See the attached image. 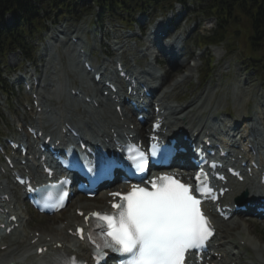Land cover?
<instances>
[{
	"label": "rangeland",
	"instance_id": "obj_1",
	"mask_svg": "<svg viewBox=\"0 0 264 264\" xmlns=\"http://www.w3.org/2000/svg\"><path fill=\"white\" fill-rule=\"evenodd\" d=\"M173 13H179L176 15V17H178L176 21L179 20V15L185 17V21H182L179 25L177 40L181 43L188 39L187 44L183 43V46L187 53L185 59L187 58L190 63L187 64V68L179 69L177 67L173 68L171 72L175 74V79H181V77L184 76L183 73L191 74L189 81L175 91V96L181 98V101L183 100L181 102L183 105L190 103L194 97L199 98H197L196 101L198 105H202V109L191 113L194 119L199 118L203 121L205 118H209V116L215 115V117H218L217 115H220V119L225 118L229 120L232 116V118L242 122L243 116L247 115L252 109L251 106H255L258 103L257 99L260 97L264 99V90L262 84L259 82V75L248 65L245 59L247 52L244 51L243 46L240 44L233 46L231 42L220 48H200V37L211 33L208 32L215 28V21H205L192 5H188L186 10L181 6H176L174 12L166 16L162 15V13L155 12L154 8L148 9L147 13H142L148 16L142 17L139 21V26L133 29V33L138 34L136 29H140L142 24L145 25L144 27L146 28L145 35L142 38L143 46H139L141 50H144L139 53L140 56L141 54L147 53L150 55V51H146L148 47H150L149 43L145 41L147 39L146 33H148L150 27L160 22H163V24L166 23L170 20ZM79 14H81L82 17L86 16L84 11L79 12ZM96 16L97 12L92 11L89 16L84 17L81 21L77 20V18L69 17L60 18L58 21L55 20L56 23L60 22L61 24L59 26L58 24L56 25L54 33H51L50 37H53L55 34L60 35L59 32L63 30V26H66L68 30L64 31L79 35L82 40L88 44L89 52L93 55L96 64L100 65L110 58V56L107 57L110 50L107 45H111V43L114 42H121L129 48L125 60L130 63L129 60L132 56L130 53L132 50L131 47L133 48L136 42H134L133 39L128 40L126 38L130 32L124 30L126 27H124L125 25L123 24L125 23H119L118 20H104L105 24L100 26L99 30L101 20L93 21L96 19ZM39 43L40 44H36V54L31 58L32 61H37L38 65L41 64L48 68L52 67V76L58 80L57 89L50 91L48 93L49 95H46L52 98L51 104L53 106L55 105L57 108L60 106L62 108L65 103L76 104L75 101L69 97V88H85L87 92H91L92 82L81 72L78 59L70 47L65 46L59 48L54 41L51 39L47 40V37L44 39V42ZM94 45L96 49L92 50L91 48L92 46L94 47ZM42 55H45V58H42ZM196 55L202 57L201 62L195 60ZM154 56L161 59L162 55L160 52L157 53L155 51ZM114 59L115 58H110V60ZM162 59L166 60V58ZM26 62L27 61H25L18 52L12 54L8 58V64L12 70L17 71V76L31 69ZM150 62H153V57L146 58V63L148 64ZM209 63H211L210 68L208 66ZM195 64H199V72L208 71L210 73L211 77L207 82L200 79L197 71H194L192 66ZM164 67L165 66H161L162 69H165ZM111 68L113 69V65H111ZM82 83L84 84L83 86ZM174 85L175 81L170 84L172 87H174ZM166 86L170 88L168 84ZM21 101L30 102V100L22 94H16L8 109L6 98L0 93V119H6L10 115L12 117L18 115L21 118V110L18 107ZM79 108H81V106H79ZM83 111L84 110H79V113L83 114ZM3 112L4 118L1 117ZM5 123L10 126L6 120ZM0 133H2L1 130ZM81 200L83 201V199ZM17 207L21 210L24 209L22 200H17ZM61 221L59 217L49 218L35 216L30 222L26 223L27 231H39L44 234H49L56 230L59 231V228H61ZM236 222L238 225L233 224V226H235V228L237 227V229L233 231L234 236L229 239L230 243L232 246H235L238 237L245 238L249 242V251L246 248L240 251L235 250V253L243 255L242 264H264V226L259 225L256 221L253 223L249 222L248 218L245 216L237 218ZM247 251L252 254V258L247 256Z\"/></svg>",
	"mask_w": 264,
	"mask_h": 264
},
{
	"label": "snow or ice",
	"instance_id": "obj_2",
	"mask_svg": "<svg viewBox=\"0 0 264 264\" xmlns=\"http://www.w3.org/2000/svg\"><path fill=\"white\" fill-rule=\"evenodd\" d=\"M149 155L156 157L158 146L150 153L134 147L128 150L134 173L143 174L148 170ZM99 163L102 172L110 170L108 162ZM87 167L88 171L95 170L92 161H88ZM206 177L207 174L204 179L196 177L195 189L191 184L164 175L152 180L150 187H142L145 181L141 179L132 184L127 194L112 193L121 201L112 204L115 211L93 213L95 224L88 232L78 229L80 238L95 246L97 261L106 258L111 251L122 257L119 264H185L186 253L204 249L214 233L211 222L201 210L202 200L198 198V195L205 197L212 193ZM60 202L62 204L63 196ZM93 228L99 231L93 232ZM46 251L39 249L41 254ZM30 264L45 262L34 259ZM70 264H77L76 259L73 258Z\"/></svg>",
	"mask_w": 264,
	"mask_h": 264
},
{
	"label": "trees",
	"instance_id": "obj_3",
	"mask_svg": "<svg viewBox=\"0 0 264 264\" xmlns=\"http://www.w3.org/2000/svg\"><path fill=\"white\" fill-rule=\"evenodd\" d=\"M188 0H0V24L8 13L15 16V24L3 30L0 27V76L2 64L13 51L26 53V38L42 33L51 13L72 15L89 5L100 8L102 14L115 15L117 11L132 14L149 6L172 7ZM191 1V0H189ZM200 13L216 20V30L202 38L203 46L215 47L233 43L243 46L264 81V0H195ZM3 27L4 24H3ZM232 46V47H233ZM0 85L5 87L0 78Z\"/></svg>",
	"mask_w": 264,
	"mask_h": 264
},
{
	"label": "bare ground",
	"instance_id": "obj_4",
	"mask_svg": "<svg viewBox=\"0 0 264 264\" xmlns=\"http://www.w3.org/2000/svg\"><path fill=\"white\" fill-rule=\"evenodd\" d=\"M159 33L160 32H156L155 33V36L158 34L159 36ZM174 45H176V50H179L180 51V47H179V44H177L175 41H174ZM160 48V47H159ZM154 49H157L154 48ZM175 50V51H176ZM187 54V53H185ZM185 54L183 55L185 57ZM183 56L181 57V59L178 61L177 65H178V68L180 69H183V68H186L187 66V62L186 60L183 58ZM131 73H132V76H136L137 78H139V80H144V82L146 83H149L148 85L154 89V92H156V95H158V97H160V101L158 100L157 102H160L161 103V107H164L165 110H166V113L168 115H170L171 113H175V114H178L180 113V117H181V120L177 123V124H180L181 126L179 127V129H185L186 130V126H194L196 122H200L201 124L199 125L200 127L195 129V131L199 132L200 129L202 128V125L205 123L203 121H201L199 118L197 119H194L192 116H191V113L195 110H201L202 109V105L199 104L197 105V101L194 99L191 103L187 104V106L185 107H182V106H172L168 99H169V94H170V89H167V90H164V87H165V83L166 82H163L165 79L162 78V75H158V74H155V75H158V77L162 80L161 83H158L157 82V79H154L152 74V70L149 69V68H146L145 70H142V71H137L136 69H132L131 70ZM158 73V72H157ZM110 79L114 80V81H117L118 82V78L116 76L115 73H111L110 76H109ZM178 83V82H177ZM181 83H178L177 85H180ZM125 85L121 83V88H123ZM95 87V92L94 94H98V91H99V86H94ZM96 97V96H94ZM199 99V98H198ZM42 102H47L46 98L42 99L41 100ZM64 111L71 115L74 111L71 110L70 108H67V107H63ZM189 109H192L190 111H188ZM68 119H71L72 120V116H67ZM117 117L114 109H112V105L110 102H106L105 103V107L102 108V110L99 112V115L96 116V119H100V122L96 123L95 122H92L91 119H85V117H81V122L83 124V126H89V130L90 132H92V135H96L98 136L99 134H102L103 130L104 129V125L105 124H108V125H111L112 128L113 127H117L118 124L117 122L115 121V118ZM125 117L127 120H132V114L131 113H126L125 114ZM209 119L210 121L207 122L210 124L211 122V117L207 118ZM206 119V120H207ZM68 122V121H67ZM70 124V123H69ZM97 124V125H96ZM123 126V125H122ZM255 125L253 124L252 125V130H255ZM79 129L82 131V134L84 135L85 132H83V128L81 126H79ZM207 130H212V129H206ZM239 129H236L234 131L231 130L230 134L232 135V138L235 139L238 137L239 133L238 132ZM169 132H171V129H168ZM206 131L203 132V134L205 135L206 134ZM104 133V132H103ZM49 135V134H48ZM258 136V138H256V141L258 143H256V147L262 151H264V148H262V145L264 146V142L261 141L262 138H260ZM264 168V167H263ZM264 171V170H263ZM244 189H248L251 191V189L255 190V197H258V193H259V187L253 183V185L250 187H247V186H243V187H240L236 190L237 193L243 191ZM102 196V195H101ZM236 196L235 195H230V197L228 198V201H233L234 197ZM232 221L228 222V223H221V225H218V223L216 224L217 225V231H218V234L220 235V237L223 238L222 241H225L223 245H220V242L215 240L213 242V246H214V249L217 253H220L222 255V261H221V264H223V261H227V260H230V264H232V262H235L237 260H240V258L236 255H234L233 253H231V250L228 248L229 246V242H228V239H229V236L231 235V231H234L237 229V227L235 228L234 226H232ZM46 236L48 237H54L53 239H57V241H67V238H66V235L65 233H63V231L60 229L59 231L56 230L54 232H50L49 234H44L41 238V240H39L37 243L39 242H44ZM35 235L30 238V236H27V238L25 239V246L21 245L23 243V241H19L17 243H15L16 245H12V247L9 249V250H13V253L12 255L9 256V259L8 260H5L4 257H8V253H6L5 255L2 254L0 255V264H2V261L3 259L5 261H10V262H14L16 264H28L30 261L33 260V257H32V248L34 247L33 245H31V242L35 239ZM64 238V239H63ZM68 243V247L71 248V244L69 242ZM215 244H218L217 247H215ZM76 249L79 248L78 245H75ZM229 247H231L232 249L233 246L230 245ZM21 250V252H20ZM17 254V255H16ZM8 262V263H10ZM4 263V261H3Z\"/></svg>",
	"mask_w": 264,
	"mask_h": 264
}]
</instances>
